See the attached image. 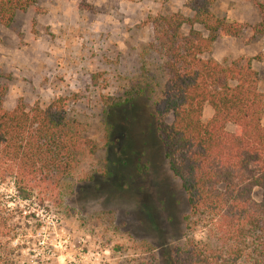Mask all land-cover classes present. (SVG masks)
Here are the masks:
<instances>
[{
  "label": "rangeland",
  "instance_id": "rangeland-1",
  "mask_svg": "<svg viewBox=\"0 0 264 264\" xmlns=\"http://www.w3.org/2000/svg\"><path fill=\"white\" fill-rule=\"evenodd\" d=\"M259 1L217 0V16L248 26L237 37L216 38L205 58L229 65L264 55V36L250 29L260 20ZM79 2L39 0L18 12L11 27H0L4 107L12 109L19 99L45 107L66 96L69 120L94 145L93 152L78 155L56 195H46L42 204L36 195L21 202L11 183L0 185L4 200L11 197L23 209L12 242L18 264H135L143 242L159 264H173L172 250L189 237L204 249L222 248L208 218H193L187 228L186 194L155 129L165 74L148 46L151 28L144 21L156 14L189 15L185 0H87L94 11L80 9ZM251 64L264 91V58ZM211 114L206 107L204 121ZM253 198L261 199L259 189ZM255 237L246 240L242 264H253Z\"/></svg>",
  "mask_w": 264,
  "mask_h": 264
},
{
  "label": "trees",
  "instance_id": "trees-1",
  "mask_svg": "<svg viewBox=\"0 0 264 264\" xmlns=\"http://www.w3.org/2000/svg\"><path fill=\"white\" fill-rule=\"evenodd\" d=\"M38 1L0 0V27H11L18 12ZM216 2L185 0L189 15L156 14L144 21L151 28L148 46L159 55L165 74L155 129L169 169L186 194L187 228L193 218L204 216L223 240L222 248L208 250L189 237L171 257L173 264H242L246 240L256 235L253 264H264V91L251 64L264 55L240 57L229 65L203 56L216 38L237 37L248 26L217 16ZM255 5L260 20L250 29L264 36V0ZM78 7L94 11L87 0ZM1 79L0 72V185L11 183L21 202L36 195L42 204L46 195H56L78 155L93 152L94 145L69 120L68 97L59 96L45 107L19 99L6 109L8 87ZM134 92L128 91L125 100ZM206 107L212 114L204 121ZM228 125L233 131H227ZM254 189L261 191L259 201ZM0 199V264H18V245L12 242L21 228L15 218L22 217L23 209L11 197L4 200L0 194ZM231 240L237 243L231 245ZM145 243L135 264H159Z\"/></svg>",
  "mask_w": 264,
  "mask_h": 264
}]
</instances>
